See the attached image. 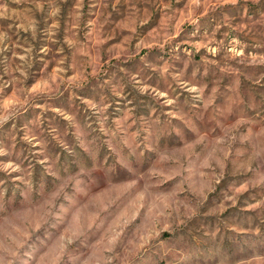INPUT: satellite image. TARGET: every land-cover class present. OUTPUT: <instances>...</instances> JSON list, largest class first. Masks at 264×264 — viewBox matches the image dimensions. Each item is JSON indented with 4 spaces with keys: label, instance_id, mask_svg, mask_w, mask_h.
<instances>
[{
    "label": "rangeland",
    "instance_id": "obj_1",
    "mask_svg": "<svg viewBox=\"0 0 264 264\" xmlns=\"http://www.w3.org/2000/svg\"><path fill=\"white\" fill-rule=\"evenodd\" d=\"M0 264H264V0H0Z\"/></svg>",
    "mask_w": 264,
    "mask_h": 264
}]
</instances>
